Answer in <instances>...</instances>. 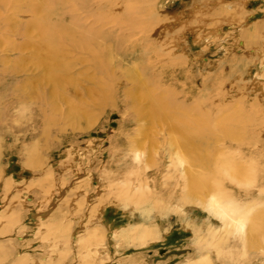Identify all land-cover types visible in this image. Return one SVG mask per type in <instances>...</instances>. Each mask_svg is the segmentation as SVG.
Segmentation results:
<instances>
[{"label": "rangeland", "instance_id": "1", "mask_svg": "<svg viewBox=\"0 0 264 264\" xmlns=\"http://www.w3.org/2000/svg\"><path fill=\"white\" fill-rule=\"evenodd\" d=\"M15 1L9 0V5L15 7ZM33 1L20 3L23 10L19 16L25 21L32 14H24V8ZM1 3L7 4L6 0ZM35 3H38V17L34 20L65 10L92 15L132 10L159 18V26L151 24V34L153 31L157 34L136 49L132 60L119 50L108 53L113 52L123 68H135L132 70L137 77L133 79L147 85L141 84L144 92H134L136 102L133 101L147 108L149 103L144 94L159 99L171 94L166 101L179 100L185 111L190 105L194 106L198 126L210 134L204 139L212 142L209 146L213 157H222V152L227 151L228 162L246 169L243 182L254 195H259V186L264 180V92L257 88H264V76L258 81L262 88L255 86V77L264 65V0H130L131 5L129 0H106L104 4L102 0H40ZM0 6L2 12L3 6ZM236 7L243 10L238 12ZM227 8L236 12H231L229 17L226 14L230 12L225 13ZM250 23L252 29L258 27L253 35L247 36L245 30ZM0 35V81L5 83L4 69L11 72L18 64L20 54L12 49L23 37L17 31L13 34L0 30ZM4 61H10L7 68L2 66ZM135 61L136 64H131ZM129 86L135 87L133 83ZM8 88L3 90L0 86V213L3 209L7 212L9 208L10 213L14 210L17 221L8 225L7 234L0 230V264H18L23 256L29 259L23 264H85L89 252L93 253L94 264H201L203 259L209 260L207 264L244 262L242 242L229 249L228 243H235L234 238L217 240L218 252L208 245L212 243L209 233L223 230V222L193 200L158 202L151 198L152 201L138 207L132 203L124 206L126 203L119 201L103 204L99 207L101 213L95 212L97 208L92 209L94 204H91L98 196L103 195V202L115 198L112 192L115 189L106 186L111 178L118 179L116 187L125 186L126 181L135 186L139 180L146 179L144 173L150 177L148 181L152 180L166 148L163 141H155V129L148 130L145 122H137L135 112L126 110L124 92L117 93L115 86V91L112 87L104 90V106L89 113V128L85 122L80 126L78 122L56 116L55 128L23 134L18 124L11 127L6 120V114L11 119L16 116L10 114L13 109L3 106ZM137 142L144 153L141 163L133 160L130 151ZM86 173L92 176L91 181ZM7 180L12 181L9 189L5 188ZM47 180L46 186L51 190L49 198L43 199L44 191L33 186L39 181L45 184ZM98 181L102 182L100 188H96ZM230 181L225 180L229 189L243 190ZM83 191L89 192V201L75 205L74 201L86 199ZM152 191H155L153 186L149 192ZM243 208H248L254 216L264 211V198L260 196L257 203ZM7 215L5 220H0V229L4 221L10 220ZM99 219L104 224L103 234L107 240L90 251L81 246L79 239L86 236L88 227L97 225ZM125 227L129 233L146 230L154 239L148 241L147 248H142L137 238L130 243L115 237V232ZM223 244L227 245L225 249ZM101 252L105 253L104 257Z\"/></svg>", "mask_w": 264, "mask_h": 264}, {"label": "bare ground", "instance_id": "2", "mask_svg": "<svg viewBox=\"0 0 264 264\" xmlns=\"http://www.w3.org/2000/svg\"><path fill=\"white\" fill-rule=\"evenodd\" d=\"M1 1L4 0H0V5L3 6V10L0 12V30L13 32V34L14 31H17L23 37V41L19 43L18 39V44L12 49L14 51L17 50L20 54L17 60L18 64L14 66V70L11 72H7L4 69L7 73L3 78L5 83L0 81L1 89L10 88H8V91H10L5 94L3 106L6 109H13L10 114L14 113L16 115L11 119L10 115L6 114V120L10 121L9 125L11 127L13 125L15 127V124H18L19 132L23 134L38 130L42 133L45 128L53 129L57 126L58 120L54 118L56 116L66 117L70 122H78L80 126L81 123L85 122L88 126L89 113L94 110H100L104 106V90L106 88L110 89V87L114 89L115 86L116 92H124L122 95L127 98L124 101L127 106L126 110L135 112L138 118L137 122H145L148 130L155 129L157 136L155 141H163L162 143L166 147L159 166L155 168L157 173L150 180L153 183L148 181L150 177L146 173L143 175V178L146 179L139 180L135 186L134 183L129 184L131 181H126L125 186L122 184V186L116 187L118 179H109L108 185L110 187L106 186L107 188L112 187L115 189L112 191L115 198L103 202L105 200L103 195V198L98 196V199H95L96 201L94 200L91 204H94L93 207L91 206L94 211L97 208L96 213L100 211L99 207L103 204L111 205L112 202L119 201L126 203L124 206H129L127 204L132 203L138 207L152 201L151 198L158 202H161V200L166 202V200L172 199H176L179 202L182 200L183 202L193 200L223 222V230L209 233L212 243L208 245H211L218 252L220 246L217 244V240L222 241L225 239L226 241H231V238H234L232 242L235 243H228L229 249L236 248L238 246L236 243H243L244 251L241 258L244 259V262L242 264H255L256 261L264 262V211L261 210L251 216L250 210L243 208L247 204L257 203V198L260 196L262 199L264 198V180L260 183L259 195H254L250 191L248 184L243 182L242 175L246 169L243 166L240 167L229 163L230 155L226 153L227 151L222 152V157L217 155L213 157L209 146L212 142L206 141L208 139L207 136L210 134L205 133L206 131L204 132L201 125L200 127L198 126L194 106L190 105L188 111H185L184 104L179 100L169 99L170 101H166L168 97H171V94L167 98L161 99L144 94L143 97L148 101L149 106L147 108L139 107L135 103L134 95L137 93L143 94L145 82L133 79V77H137L135 76L136 72L132 70L135 68L130 65H128L130 67L123 65L125 67L123 68L113 52L108 55L109 51L119 50L123 53V56L132 60L135 57L134 55H136V49L143 47L150 38L155 36H152L154 33L157 34L154 31L151 34V24L156 23L159 26L161 23L159 18L154 15L132 12V10L127 12H108L101 15L81 14L80 12L75 14L74 11L67 10L66 12L65 10L60 14L59 12L46 14L45 18L34 20L38 17L36 15L38 3H35V1H40L34 0L32 4H28L24 8L26 10L25 12L23 11L24 14H32L25 21L19 16L22 13L20 11L23 10L20 3L30 0H16L17 4L15 7H13V4L9 5V0H6L7 4H3ZM104 1L102 0L103 4ZM129 4L131 5L130 0ZM236 8L238 12L243 10L240 8L239 11V8ZM235 10L231 11L232 14L236 12ZM10 12H14L13 14L15 15L11 16ZM229 12L230 9L225 10V13ZM231 12L226 15L231 17ZM233 16L236 17V14ZM229 17L227 18L230 20ZM245 22L243 21L244 24ZM251 27L252 23L246 27L247 36L252 34L253 30L256 32L258 25L254 27L255 29ZM255 37L257 36L255 35ZM249 38L250 40L252 39L251 37ZM250 40L248 39V41ZM256 43L257 41L254 42V46L257 45ZM136 61L131 64H136ZM9 63L4 61L2 66L7 68L6 66ZM261 66L259 74L255 77L257 83L253 82L255 86L259 87L261 86L258 81L264 76V65ZM130 83H133L135 87L131 88L129 86L131 85ZM257 89L264 92V88ZM253 113L256 114L255 112ZM60 131L62 132V130ZM215 141L219 140L216 139ZM140 146L138 143L130 151L133 160L141 163L144 153L139 149ZM209 153L210 155H207ZM146 165L148 167V163ZM86 174L91 181L92 176L89 173ZM224 179H230V182L236 183L243 190L236 191L232 187L229 189ZM151 183L153 190H155L152 191L153 193L155 192L154 194L149 192L152 188ZM11 184L12 181L7 180L5 188L9 189L12 186ZM46 184H48V180L45 184L39 181L34 186L32 185L44 191L43 199L49 198L48 195L51 190ZM95 184L96 188H100L102 182L98 181ZM79 188L82 189L81 187ZM79 188L77 189L79 190ZM96 188L93 189L96 190ZM241 191H243V195ZM83 192V196L86 199L74 201L75 205L81 206L89 201V192ZM3 210L5 212V209ZM8 211L5 213L2 211L4 214L0 213V220L2 218L5 220L7 214H9V216L7 215L8 218L10 217V220L7 221L8 223L4 221L6 224L3 222L2 224L4 225L0 229L5 234H7L9 226L17 221V214L14 210L10 213L11 210L8 208ZM95 221L94 219V223ZM88 228L87 235L79 240L82 247H87L92 251V247L97 248L103 245V242L105 243L107 239L106 235L103 234L105 229L100 219L97 225ZM115 233L117 234H115V237L130 243H132L133 238L139 239L142 248H147L149 246L148 241L154 239L147 234L146 230L129 233L128 227L122 228ZM225 246L227 245L223 244L224 249ZM250 254H253V256ZM26 255L28 256L29 254ZM100 255L104 257L105 253L101 252ZM23 257L18 261L16 260L18 264L29 261L26 256V258ZM92 259L93 253L89 252L85 264H94ZM228 259L235 260L234 257H229ZM207 261L209 260L203 259L201 264H207ZM190 264H197V262Z\"/></svg>", "mask_w": 264, "mask_h": 264}]
</instances>
